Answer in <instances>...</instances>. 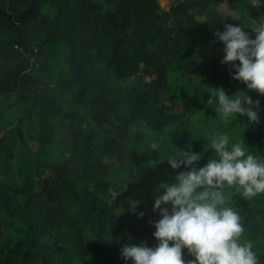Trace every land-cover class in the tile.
I'll return each instance as SVG.
<instances>
[{
  "label": "trees",
  "instance_id": "trees-1",
  "mask_svg": "<svg viewBox=\"0 0 264 264\" xmlns=\"http://www.w3.org/2000/svg\"><path fill=\"white\" fill-rule=\"evenodd\" d=\"M261 22L249 0H0V264H125L126 244H158V186L190 170L169 154L202 153L199 169L227 133L264 160V96L213 35ZM209 87L259 100V123L221 120ZM223 192L264 264V194Z\"/></svg>",
  "mask_w": 264,
  "mask_h": 264
},
{
  "label": "clouds",
  "instance_id": "clouds-1",
  "mask_svg": "<svg viewBox=\"0 0 264 264\" xmlns=\"http://www.w3.org/2000/svg\"><path fill=\"white\" fill-rule=\"evenodd\" d=\"M249 5L260 8L264 3L249 0ZM244 29L225 24L223 32L213 33L224 45L221 64L233 69L232 79L244 84L247 91L264 96V22L248 26L254 39ZM210 89L205 103L217 105L221 120L240 116L247 118L248 125L259 123V100L243 91L228 96L222 88ZM248 125L244 124L245 128ZM210 147L214 155L199 169L195 165L202 153L176 149L166 157L173 170L182 166L190 170L179 172L173 183L158 186L157 191L162 189L163 194L155 197L153 212L159 211L160 219L152 224L158 244L154 248L145 243L126 244L120 250L125 264H185V249L193 257L187 264H258L252 242H240L244 227L239 214L225 206L223 189H235L247 199L264 194V160L258 159L244 140L229 146L227 133L214 134ZM136 206L138 202L130 211L134 213ZM143 215L139 213L138 218Z\"/></svg>",
  "mask_w": 264,
  "mask_h": 264
},
{
  "label": "rangeland",
  "instance_id": "rangeland-1",
  "mask_svg": "<svg viewBox=\"0 0 264 264\" xmlns=\"http://www.w3.org/2000/svg\"><path fill=\"white\" fill-rule=\"evenodd\" d=\"M173 0H158V4L159 6L164 9V10H167L168 9V6L170 5V3L172 2ZM219 10L220 11H223L224 12V15H225V20L228 21L231 17H233V14L231 12H228L225 8V6H220L219 7Z\"/></svg>",
  "mask_w": 264,
  "mask_h": 264
}]
</instances>
